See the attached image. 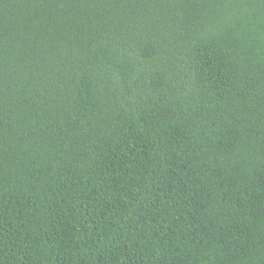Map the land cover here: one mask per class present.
<instances>
[{
	"label": "trees",
	"instance_id": "16d2710c",
	"mask_svg": "<svg viewBox=\"0 0 264 264\" xmlns=\"http://www.w3.org/2000/svg\"><path fill=\"white\" fill-rule=\"evenodd\" d=\"M0 264H264V0H0Z\"/></svg>",
	"mask_w": 264,
	"mask_h": 264
}]
</instances>
